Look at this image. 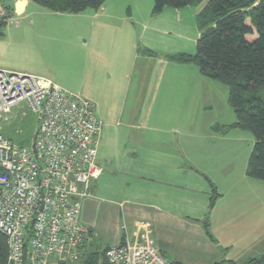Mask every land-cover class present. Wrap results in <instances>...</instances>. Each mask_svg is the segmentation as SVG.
Instances as JSON below:
<instances>
[{"label":"crops","instance_id":"obj_1","mask_svg":"<svg viewBox=\"0 0 264 264\" xmlns=\"http://www.w3.org/2000/svg\"><path fill=\"white\" fill-rule=\"evenodd\" d=\"M205 3L166 7L155 15V0H106L100 10L72 14L33 0H0L7 11L0 70L52 79L90 99L103 123V173L92 182V194L81 199L79 217L98 250L133 238L149 223L170 264H242L250 258L221 256L233 245L222 244L220 235L234 217L247 226L251 212L257 228L264 227L261 180L235 203L221 205L226 192L219 181L230 190L234 185L229 141L237 128L223 129L236 122L229 92L220 93V82L194 63L168 58L196 53L197 14ZM212 185L221 196L210 209Z\"/></svg>","mask_w":264,"mask_h":264},{"label":"built area","instance_id":"obj_2","mask_svg":"<svg viewBox=\"0 0 264 264\" xmlns=\"http://www.w3.org/2000/svg\"><path fill=\"white\" fill-rule=\"evenodd\" d=\"M7 11L0 7V20ZM25 102L37 120L31 141L19 144L0 127V232L7 264H71L94 241L79 221L81 199L103 168L98 161L103 123L88 98L52 79L0 70V119ZM18 116L5 118L14 123ZM107 249L110 264H170L143 223Z\"/></svg>","mask_w":264,"mask_h":264},{"label":"trees","instance_id":"obj_3","mask_svg":"<svg viewBox=\"0 0 264 264\" xmlns=\"http://www.w3.org/2000/svg\"><path fill=\"white\" fill-rule=\"evenodd\" d=\"M54 12L78 14L88 9L100 10L106 0H33ZM205 3L197 14L201 35L194 55L178 53L168 58L179 63H194L203 75L229 89V103L236 114L232 127L250 131L255 137L246 173L250 178L264 181V0H155L153 14L166 7L181 8ZM6 25L0 21V29ZM149 54H154L146 50ZM35 125V124H34ZM223 128V129H222ZM4 132V131H3ZM6 136H11L4 132ZM12 139V138H11ZM25 144V143H22ZM27 144V143H26ZM212 209L221 194L212 185ZM206 233L213 239L208 224ZM91 244L80 260L81 264H110L106 252ZM7 238L0 232V264H7ZM171 264H183L181 262ZM214 264H240L222 260ZM242 264H264V254Z\"/></svg>","mask_w":264,"mask_h":264},{"label":"rangeland","instance_id":"obj_4","mask_svg":"<svg viewBox=\"0 0 264 264\" xmlns=\"http://www.w3.org/2000/svg\"><path fill=\"white\" fill-rule=\"evenodd\" d=\"M220 85L222 86L220 93L222 92V89H225L228 94V86L221 83ZM15 110L16 111H14L12 115H4L2 119H0V127H2L5 133L11 136L13 141L19 144L29 143L33 135V127L37 120V116L31 112L25 102L21 103L20 107ZM15 114L18 118L15 119L13 124L7 121L9 118H13ZM234 121H236V114H234ZM235 131L233 142L229 141V147L232 144L235 149L233 166L234 185L230 190L228 189L230 187L223 185L221 180L219 181L220 190L226 192L222 202L223 204H221L222 207H224V205L229 206L233 202L235 203L236 199L239 195H241L243 190L246 191V189L249 188L252 192L253 187L256 184L261 182L264 183L263 181L259 182V180H254L253 178L242 179L243 175L246 174L249 158L255 144V137L250 131L241 130L239 128ZM246 180H248L249 183L244 182ZM252 213L253 212L248 215L247 226L240 227L237 223L239 220L241 221V219L238 220L237 217H234L231 227L225 230L226 235H220L222 238V244L230 243L233 245L232 250L228 253V255H225V253L222 252V257L227 258L232 254L236 261L244 262L248 258L264 254V227L257 228L256 221ZM81 263V261H78L71 264Z\"/></svg>","mask_w":264,"mask_h":264}]
</instances>
